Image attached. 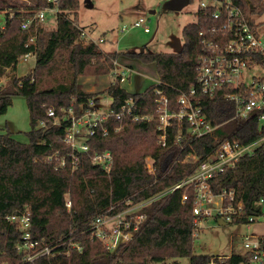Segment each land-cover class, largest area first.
<instances>
[{
    "label": "trees",
    "instance_id": "trees-1",
    "mask_svg": "<svg viewBox=\"0 0 264 264\" xmlns=\"http://www.w3.org/2000/svg\"><path fill=\"white\" fill-rule=\"evenodd\" d=\"M231 1L251 23H255V15L264 14L263 0ZM48 5L54 4L35 0L26 10L11 7L14 17L6 16L4 26L0 25V75L8 69L14 70L24 53L36 49V66L31 74L14 77L6 87L0 85V115L7 113L14 96L22 95L27 101L31 126L26 143L17 140L12 131L0 134V264H182L183 258L189 259L187 264H209L212 255L196 253L193 188H177L148 204L144 208L145 223L131 241L121 244L114 252L93 238L90 229L95 217L123 209L129 200L138 203L150 199L192 175L215 152L219 140L229 138L248 143L262 136L256 121L231 119L233 106L218 94L204 98L211 118L218 123L228 120L216 131L217 139L212 135L190 138L188 124L173 120L168 127L166 145L158 143L160 131L154 89L156 86L162 89L171 107L177 108L180 92L190 90L197 83V62L202 49L199 33L214 24V7H199L197 22L183 30L179 51L158 52L145 48L124 53L145 64L154 63L160 83L148 86L143 92H131L122 86L120 77H115L103 92L93 93L80 88L79 75L93 63L114 71L116 62H124L122 53L104 52L98 44L80 38L84 29L76 22L80 0H58L60 12L55 18L56 26L47 30L39 24L36 47H26L30 32L22 29V21ZM60 62L68 69V81H62L61 77L54 85L45 84L47 76L58 70ZM102 93L112 98L111 107L115 111H121L132 99L136 102V112L154 118L151 121L110 118L105 122L109 133H97L89 139V150L79 153L76 169L70 164L56 168L55 152L68 156L70 151L59 143L70 124L62 108L72 107L79 114L80 105L87 108L90 100L99 102ZM49 108L55 109L58 124L48 115ZM121 123L122 128L113 131ZM179 135L182 137L177 142ZM106 151L113 156L109 171L102 164H95L92 158ZM148 157L153 164L151 172L147 167ZM215 181L217 190L236 188L238 197L251 213L256 200L264 193V144L254 154L244 155L234 168ZM185 192L189 196L183 202ZM68 195L72 200L71 209L66 206ZM24 214L30 217L32 238L57 245L55 255L27 261L28 252L18 251L23 231L9 217ZM71 237L81 243V250L71 248L70 243L59 245ZM68 248L70 253H64ZM241 259L239 254H233L223 261L217 260V264H240Z\"/></svg>",
    "mask_w": 264,
    "mask_h": 264
},
{
    "label": "built area",
    "instance_id": "built-area-1",
    "mask_svg": "<svg viewBox=\"0 0 264 264\" xmlns=\"http://www.w3.org/2000/svg\"><path fill=\"white\" fill-rule=\"evenodd\" d=\"M48 2L54 5L43 7L22 21V29L30 32L26 47H36L38 25L45 22L48 17L56 18L60 12L58 0H48ZM200 7L203 9L214 7L212 13L214 24L199 33L202 49L197 62V83L190 90L180 92L176 101L177 108L171 107V101L162 89L158 86L154 89L157 95L156 114L160 131L158 143L166 145L168 127L173 120L181 125L184 122L188 124L187 136L190 138L212 135L217 139L216 131L228 120L218 123L211 118L206 111L204 98H214L218 94H221L233 106L234 115L231 119L256 121L262 136L248 143L233 141L229 138L219 140L215 152L209 155L192 175L168 191L138 203L129 200L125 208L95 217L90 229L92 237L99 239L111 252L116 251L121 244L131 241L135 233L140 230L147 219L144 208L148 204L180 187L194 190L193 236L195 241L203 231L205 223L211 219L217 222L224 221L225 224L237 223L248 227L255 225L258 228L264 226V193L256 200L254 210L250 213L244 200L238 197L236 188L223 187L219 190L215 188L217 177L225 174L228 169L234 168L244 155L254 154L264 144V37L258 25L251 23L243 10L231 0H211L210 3L202 1ZM13 17L14 14L9 16V18ZM134 26L143 27L145 32L150 31L146 18H140ZM80 38L98 45L104 41L103 38H93L85 29H81ZM31 55L36 56V49H31L21 57L27 59ZM116 64L114 75L120 77L121 83L134 74L132 67L123 66L118 62ZM256 69L262 73H252ZM156 82L160 83V80ZM99 103L100 101L90 100L89 107L84 108V105H80L79 114H76L72 107L62 108V111L67 113L64 117L70 119V124L59 143L70 151L68 156H60L58 150L55 152L56 168H65L70 164L73 170L76 169L80 161L79 153L89 150V139L97 133L102 135L109 133L105 122L110 118L120 121H123L124 117L132 121H151L154 118L152 115L136 112V102L132 99L126 102L121 111H115L110 104L107 112H101ZM47 112L55 119V124L60 122L55 109L49 108ZM121 128L122 123L114 126L113 131ZM181 137V135L177 137V142L181 140ZM92 158L95 164H102L108 171L113 165V156L109 151L96 154ZM192 158L197 157L192 156ZM147 167L150 172L153 171L152 163H148ZM188 196L189 194L185 192L182 201L186 202ZM66 206L68 209L72 207L69 195L66 197ZM112 210L113 207L110 208V211ZM9 219L16 222L23 231V240L18 244L17 249L19 252H28L25 257L27 261L56 254L57 245L51 246L45 240L32 238L28 214L13 215ZM240 236L244 242L243 250L232 249L229 255L214 252L209 264H217V260L223 261L233 254L241 256L240 264H264V229L253 230L249 234ZM67 243L71 244V248L82 249L81 243L74 240V237L59 245ZM64 253L69 254L70 248Z\"/></svg>",
    "mask_w": 264,
    "mask_h": 264
},
{
    "label": "rangeland",
    "instance_id": "rangeland-1",
    "mask_svg": "<svg viewBox=\"0 0 264 264\" xmlns=\"http://www.w3.org/2000/svg\"><path fill=\"white\" fill-rule=\"evenodd\" d=\"M202 1L211 2V0H80L76 22L93 38L104 39L99 44L102 51L122 53L124 62L120 64L134 69V74L122 82V86L131 92H143L148 86L157 83L159 75L156 65L145 64L124 53L139 52L145 48L158 52L179 51L183 45V30L187 25L197 22L198 9ZM34 3L35 0H0V24L4 25L6 16L14 14L11 7L26 10ZM140 18H146L149 32H145L143 27L134 26ZM253 19L264 37V14L255 15ZM41 25L47 30L53 29L56 26V19L48 17ZM82 40L87 42L85 39ZM35 66V55L27 59L20 57L16 68L8 69L0 77V85L6 87L11 84L14 77L21 78L31 74ZM67 70L65 63L60 62L58 70L47 76L45 84L54 85L58 82L57 78L61 77L62 81H68ZM252 73L262 72L256 69ZM114 80V71L109 72L106 67L97 63L87 66L78 77L80 88L93 93L103 92ZM99 99L101 112H107L112 98L109 94L102 93ZM30 127L26 98L16 95L7 113L0 115V134L11 130L17 140L26 143L29 141L27 132ZM148 163H152L150 157L147 158ZM260 229H264V226L258 228L255 225L248 227L237 223L220 224L211 219L205 223L196 241V253L212 255L218 250L222 255H229L232 249L241 251L244 242L240 235ZM180 262L187 264L189 259L183 258Z\"/></svg>",
    "mask_w": 264,
    "mask_h": 264
},
{
    "label": "water",
    "instance_id": "water-1",
    "mask_svg": "<svg viewBox=\"0 0 264 264\" xmlns=\"http://www.w3.org/2000/svg\"><path fill=\"white\" fill-rule=\"evenodd\" d=\"M142 50H144V49H142ZM142 50H141V51H142ZM219 223H220V224H225V222H224V221H221V220H219ZM218 253H219V251L216 250V251H215V254H218Z\"/></svg>",
    "mask_w": 264,
    "mask_h": 264
},
{
    "label": "crops",
    "instance_id": "crops-1",
    "mask_svg": "<svg viewBox=\"0 0 264 264\" xmlns=\"http://www.w3.org/2000/svg\"><path fill=\"white\" fill-rule=\"evenodd\" d=\"M1 26H4L3 24H0ZM131 67V66H130ZM4 75V74H3ZM0 77H2V75H0ZM158 80H159V78H158ZM13 101V100H12ZM1 129V128H0ZM9 131H11V130H9ZM13 132V131H12ZM5 133V132H4ZM2 134V133H1ZM13 134H14V132H13Z\"/></svg>",
    "mask_w": 264,
    "mask_h": 264
}]
</instances>
